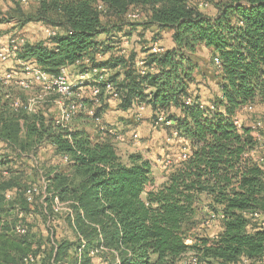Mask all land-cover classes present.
Returning a JSON list of instances; mask_svg holds the SVG:
<instances>
[{
  "label": "trees",
  "instance_id": "trees-1",
  "mask_svg": "<svg viewBox=\"0 0 264 264\" xmlns=\"http://www.w3.org/2000/svg\"><path fill=\"white\" fill-rule=\"evenodd\" d=\"M200 1L40 0L29 14L18 10L22 30L33 21L65 29L46 42H26L18 61L57 76L64 67L85 72V65H76L89 58L93 67L107 70L122 110L141 100L152 108L155 122L165 115L172 122L166 129L179 133L175 140L185 143L189 157L170 159L166 181L149 190L155 178L143 154L122 156L114 137L99 127L92 136L85 128L57 124L38 105L29 112L34 87L7 89L0 82V143L7 150L0 153V264H176L191 251L200 264H264V160L255 156L264 126L235 124L241 113L252 112L246 108L264 104V0L211 1L208 8L217 9L213 17ZM132 10L139 11V21L126 22ZM136 25L173 31L175 48L149 56L156 72L125 71L119 54L97 62L98 53L114 50V37ZM201 48L210 50L209 64L222 77L221 95L209 104L196 86L197 65L191 60ZM215 58L220 66H214ZM95 85L103 89V104L105 84ZM82 96L91 103L90 96ZM187 98L192 105H185ZM96 113L102 118V106ZM43 145L71 163L48 168L39 157ZM42 179L45 193L38 191L28 202L27 191ZM55 195L73 202L68 214L73 241L55 239L50 227L47 235L33 231L37 215L52 221ZM254 212L261 219H252ZM202 220L204 230L217 222L221 232L194 234ZM18 224L27 228L25 235L16 234ZM29 256L34 262H27Z\"/></svg>",
  "mask_w": 264,
  "mask_h": 264
},
{
  "label": "crops",
  "instance_id": "crops-1",
  "mask_svg": "<svg viewBox=\"0 0 264 264\" xmlns=\"http://www.w3.org/2000/svg\"><path fill=\"white\" fill-rule=\"evenodd\" d=\"M203 10L209 16L213 17L217 15V9H215L214 7L206 8ZM131 12H133V10ZM137 20L139 21V19ZM137 20H130L127 18V15L125 16L126 22H130V21L136 22ZM56 29H58V31L61 34L65 32V29L62 27H57ZM154 29H156L157 30L156 32L160 34L159 35L161 37L160 39L155 36L156 34H154L153 31ZM23 31H26L25 27ZM31 34L32 35L27 39V41L24 40V44L26 42L28 43H36L41 41L46 42L48 39L44 32H40L39 34L37 31L31 30ZM117 38L118 36L113 38L114 41H116V44H114L115 45L114 50L105 53H98L96 57L97 62H106L112 54H119L120 56H123L127 62L124 70L126 71L130 68L133 69L137 68L136 71L138 73H141L142 70V67L140 66V62L144 61L146 63V66L148 65L149 56L152 54L151 48L155 44L160 45L165 50L173 49L176 46L173 39V31L170 29H160L157 26L144 27L143 25H136L134 28L126 27L124 29V33H120L119 38L118 39ZM124 41H126L125 44ZM24 44L20 45L19 50ZM121 49L125 51L124 55H121L120 53ZM203 49L206 51H210L209 49L206 48ZM211 57H212V53L210 54V58ZM16 63L21 65L18 60H16ZM214 66L217 67L215 63ZM70 70H73L76 73L75 76L72 75L73 78H75L79 73H81L78 67H70ZM212 72L213 73L211 72L206 73L207 76L204 77V85H206V87L204 86V102L207 104L211 103L215 98L221 95V91H220V84L222 82L221 72L219 70H213ZM19 78H24V75L23 74L19 75ZM77 88L81 94L88 97L91 94L93 88V82L92 81L86 82L85 84L80 85ZM39 96H42V100L37 104L38 108L39 107L42 108L45 116L48 118L49 117L53 118L54 121L58 124L61 118L60 102H63V99H61L57 95H45L43 91V87L41 85H35L34 89L31 90L29 93L27 103L30 98L39 97ZM18 101H15L14 105L18 106V103H20V101L19 102ZM120 104H121L120 100H115L112 99L111 97H106L103 101V104H101V106H102L103 122L107 125V127L109 126L108 127L109 129H114L123 137V141L116 142L114 140L115 146L120 151L122 156L127 157L130 154L141 153L144 155L145 158L149 159L152 162L154 160L155 153H157L161 157H164L166 155L167 156L166 158L179 159V156L184 151V148H186L183 147L185 146V143L176 141L175 138L171 139V137L169 138L171 140H169L167 135L169 130L167 129L166 130L161 129L160 132L158 131L155 132L156 129L153 127V125H150L149 122V120L154 119V113L150 106H147L145 112L139 117L135 105L134 107L124 111L121 109ZM68 127L71 130L77 127L85 128L87 132L92 136L97 135V133H99L97 128L98 126H95V124L92 123L91 120H89L84 114H79L76 117V119L71 124H69ZM145 129L148 132L152 131L153 133L152 141H154L155 138H157L154 143L152 142V145L155 146L158 144V146H160L157 149H153L150 148L149 145H147V149L145 150L147 151L146 152L147 155L144 153V149H143L144 147L142 148L138 145H135L132 141L133 134L137 133L140 137V135L142 134V132H144ZM167 143H169L170 145L167 146ZM176 143L181 146H176ZM4 146L5 145L3 143H0V153L7 151L6 149H4ZM263 148H264V141H262L261 146L257 149L255 153L257 159H261L264 157ZM42 156L45 157V159L43 160L48 162L47 167L48 168L50 167L54 170L65 168L71 163V160L68 163H65L63 157L58 156L56 154L55 148L51 145H43L39 148L40 159ZM169 171L165 173L163 181L157 184V186L161 185L166 181V176L168 175ZM42 191L43 193H45L44 190ZM54 202L55 203L61 202L64 205L73 204V202L60 201V199L56 195L54 197ZM36 219L37 220L35 222V227L33 226V231L45 234V232L41 228L42 219L38 215ZM31 220L32 217L29 218V222L33 223V220L32 221ZM51 222L52 221H48L47 223H51ZM214 225H216L217 226L216 228L218 229L215 234L217 235L218 233L221 232L222 228L217 222ZM71 232L72 234H74L73 230Z\"/></svg>",
  "mask_w": 264,
  "mask_h": 264
},
{
  "label": "built area",
  "instance_id": "built-area-1",
  "mask_svg": "<svg viewBox=\"0 0 264 264\" xmlns=\"http://www.w3.org/2000/svg\"><path fill=\"white\" fill-rule=\"evenodd\" d=\"M24 4H28L29 0H22ZM39 2L40 0H35ZM199 7L201 9H206L209 7V3L202 0L199 2ZM100 10H103V5L99 6ZM140 14L139 11H133L130 12L127 15V18L130 20H137L139 19ZM45 35L48 39H53L59 35V31L56 28H46L44 30ZM24 44V39L12 41L9 47L0 50V61L6 62L10 58H16L17 53L19 51L20 45ZM152 54L161 55L165 52V49L161 47L158 44H155L151 48ZM121 55H124L125 51L123 49L120 50ZM20 62V61H19ZM214 63L216 66H220L221 62L218 58L214 59ZM22 66V74L24 75V78L17 77V74L15 72H6L3 74H0V82L4 85H9L13 81H16V84L21 87L24 90H31L35 85H41L43 87V91L45 95H57L61 99H63V102H60L61 105V118L58 124L68 127L69 124H71L76 117L79 114H84L88 119L95 122L98 127L101 130L109 131V133L114 137L116 142L123 141V137L114 129H107L103 125V118L98 117L96 113V108L101 106L102 102V88L98 85H95L92 88L91 94H90V102L86 103L83 100V96L81 93L76 92V88L80 85L85 84L86 82L92 81L93 84H105L104 88V95L111 97L115 100H120L119 93L115 90L112 84L107 82L108 73L105 69H99L97 67H93L92 61L89 58H84L81 62H78L76 66H79L80 64L85 65L87 70L85 72L79 73L75 78L72 77V74L70 72V67H64L61 69V72L57 76L50 75L43 70H41L39 67H37L35 64L31 62H20ZM140 66L142 67L141 74L147 75L148 73L156 72L157 68L155 65L146 66V63L144 61L140 62ZM42 100V96L39 97H32L28 101V105L26 109L29 112L35 111V106ZM193 104L192 98H187L185 100V105L190 106ZM18 106L14 105V108L16 109ZM138 116L140 117L146 110L147 105L145 102L141 100H137L135 104ZM201 109H206L205 105L200 106ZM249 110V107L246 108ZM214 107H210V111H213ZM156 124L161 125L163 127H170L172 125V122L167 121L165 115H160L156 119ZM235 124L238 128L242 127L243 122L240 119H235ZM264 126V123H256L254 127L262 128ZM69 128V127H68ZM256 137H259L257 133H255ZM179 133L177 131H174L171 138H178ZM140 140V137L137 133L133 134L132 141L135 143H138ZM189 157L188 149L184 148V151L179 156L180 160H185ZM64 162L68 163L70 161V158L68 156H64ZM263 158L261 159V162H263ZM167 164L170 165L171 161L167 160ZM38 189L36 187L30 188L27 191V200L28 202H33V195L35 193H38ZM11 194H7V200L10 201ZM57 208H55L56 213H58L60 210H63L64 205L61 202L56 203ZM68 214L72 215V210L67 209ZM19 219H22L24 217V213L19 211ZM252 219L258 220L261 219V215L259 212H254L251 214ZM73 218V217H72ZM264 226V223L262 224ZM16 234L18 235H25L27 233V228L23 226L22 224H18L15 227ZM27 262H34V259L29 256L28 259H26ZM176 264H200L199 258L196 255H191L189 257H183L180 259Z\"/></svg>",
  "mask_w": 264,
  "mask_h": 264
},
{
  "label": "rangeland",
  "instance_id": "rangeland-1",
  "mask_svg": "<svg viewBox=\"0 0 264 264\" xmlns=\"http://www.w3.org/2000/svg\"><path fill=\"white\" fill-rule=\"evenodd\" d=\"M211 4V1H216L219 2L221 0H204ZM38 2L35 0H29L28 4H24L22 0H0V20L4 18H10L14 17L12 19V22L10 23H4L0 24V50L5 49L10 46L12 41H17L24 39L27 41V39L32 35V31H37L39 34L40 32H44L46 28H57L56 26L53 25H48L44 22H37L33 21L28 23L25 28L26 31H23L19 26V20L20 19V14L18 13V10H22L24 14H29L32 12L35 7L37 6ZM155 36L158 37L159 39L161 38L159 33H157L156 29L153 30ZM34 34V33H33ZM119 38V35H118ZM117 38V39H118ZM123 42V41H122ZM126 41H124V44ZM210 51H206L204 49H199L198 52L194 55L191 56V60L195 65H197V69L195 71V75L198 79L197 81V87H199V91H201L202 96L204 98V77L207 76L206 73H213L212 71V66L209 64L210 63ZM17 57L16 58H10L6 62H1L0 61V74L6 73V72H15L17 74V77L21 75L22 72V66L16 63ZM212 70V71H211ZM72 75H76L75 71L70 70ZM207 82V81H206ZM16 85V82L13 81L10 85H5L4 88H15L18 89V87L14 86ZM200 85V86H198ZM13 86V87H12ZM20 90V89H19ZM204 101V99H203ZM249 111H252L251 113L248 112H243L241 113L240 120L249 126H255L256 122L264 123V104H259L253 106V108L249 107ZM103 118V116H102ZM90 120V119H89ZM92 123L95 124V126H98L95 122L91 120ZM150 125H153V127L156 129L155 132H160L161 129H165L166 127H163L161 125H157L155 120H149ZM105 128H108L105 123H103ZM109 129V128H108ZM152 131L148 132L146 129L142 134L140 135V140L138 143L133 142L135 145H138L140 147H144V153L147 155V145H149L150 148L157 149L160 146L157 145H152V142L154 143L157 138H155L154 141H152ZM155 134V133H154ZM168 139L171 137V135L168 132ZM172 139V138H171ZM169 139V140H171ZM149 142V144H148ZM175 143V141H174ZM156 144V143H155ZM182 144V143H180ZM152 145V146H151ZM170 144L167 143V146ZM176 146H181L176 143ZM264 149V148H263ZM120 152V151H119ZM156 152V151H155ZM149 155V154H148ZM44 156V155H43ZM41 157V161H44L45 157ZM152 156V155H151ZM167 156L165 155L164 157L159 156L157 153L154 155V160L152 161V166H153V175L155 178V185L149 187V190H152L155 187H158L157 184L163 181V178L165 176V173L169 171V165L167 164V160H170L171 158H166ZM264 158V157H263ZM45 181L44 179L40 180V182H37L34 184V187H36L39 191L44 190L45 186ZM55 208H57L56 203L54 202V214L52 215V222L53 223H44V220H42V226L41 228L45 232V235H47L49 232H51L50 228L52 229V232L55 236V239L57 240H62V239H69L70 241L75 240L74 234H72V229L68 223V212L67 209L70 207L69 206H64L63 210H60L58 213H56ZM19 211L16 212V216L19 218ZM48 222V221H47ZM213 223H208L205 225V230H204V223L203 220L197 227V229L194 231V234L200 235L202 237L204 236H209L212 237L216 234L217 232V226L212 225ZM50 227V228H48ZM73 253V251H72ZM197 253L194 251L189 252L187 255L184 257H189L191 255H196ZM197 256V255H196Z\"/></svg>",
  "mask_w": 264,
  "mask_h": 264
}]
</instances>
